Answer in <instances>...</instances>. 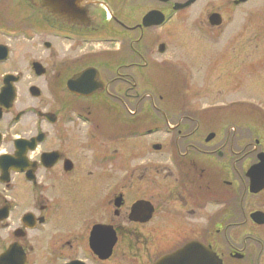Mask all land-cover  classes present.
<instances>
[{
  "label": "flooded vegetation",
  "instance_id": "af4514ba",
  "mask_svg": "<svg viewBox=\"0 0 264 264\" xmlns=\"http://www.w3.org/2000/svg\"><path fill=\"white\" fill-rule=\"evenodd\" d=\"M261 10L0 0V264H264Z\"/></svg>",
  "mask_w": 264,
  "mask_h": 264
},
{
  "label": "water",
  "instance_id": "95a60500",
  "mask_svg": "<svg viewBox=\"0 0 264 264\" xmlns=\"http://www.w3.org/2000/svg\"><path fill=\"white\" fill-rule=\"evenodd\" d=\"M34 7L45 12L50 18L63 21L65 25L76 26L77 20H84L86 18L87 7L91 0H28ZM153 17V13L146 15ZM146 21V20H145ZM147 25V24H146ZM72 83V82H70ZM76 91H80L76 85ZM187 252L183 258L180 259L181 253H175L164 257L156 264H178L179 260H183L182 264H222L215 254L208 250L203 253V259L192 258Z\"/></svg>",
  "mask_w": 264,
  "mask_h": 264
},
{
  "label": "rangeland",
  "instance_id": "374dc122",
  "mask_svg": "<svg viewBox=\"0 0 264 264\" xmlns=\"http://www.w3.org/2000/svg\"><path fill=\"white\" fill-rule=\"evenodd\" d=\"M259 10H257V12H258ZM264 10H261V13H264L263 12ZM249 32L252 34V36H253V34H254V37H255V39H256V41H255V43H254V41H252V45L253 44H258L257 45V47L258 48H264V31L263 30H260V31H258V30H256V31H250L249 30ZM210 43V42H209ZM214 44V43H213ZM183 46H185V44H183V43H181V46H179V47H183ZM254 46V45H253ZM210 48L211 47H213V46H209ZM214 47H215V45H214ZM66 48H68V45L67 44H65L64 45V49H61V52H64V50L66 49ZM183 49H186V47H184ZM76 55V46H73L71 49H70V51L68 52V55L66 56V57H68L69 55ZM60 55H62V53L60 54Z\"/></svg>",
  "mask_w": 264,
  "mask_h": 264
}]
</instances>
